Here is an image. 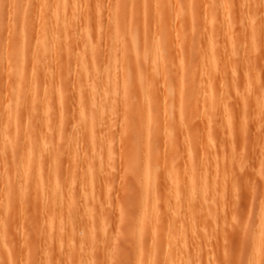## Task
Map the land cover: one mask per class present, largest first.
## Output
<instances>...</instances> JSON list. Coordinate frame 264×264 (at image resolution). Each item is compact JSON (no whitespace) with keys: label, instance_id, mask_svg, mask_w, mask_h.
Instances as JSON below:
<instances>
[{"label":"rangeland","instance_id":"rangeland-1","mask_svg":"<svg viewBox=\"0 0 264 264\" xmlns=\"http://www.w3.org/2000/svg\"><path fill=\"white\" fill-rule=\"evenodd\" d=\"M2 127L0 264H264V0H0Z\"/></svg>","mask_w":264,"mask_h":264},{"label":"bare ground","instance_id":"bare-ground-1","mask_svg":"<svg viewBox=\"0 0 264 264\" xmlns=\"http://www.w3.org/2000/svg\"><path fill=\"white\" fill-rule=\"evenodd\" d=\"M55 2H56V1H55ZM219 2H220V1H219ZM44 3H45V2H44ZM48 3H49V2H48ZM65 3H66V2H65ZM215 3H216V2H215ZM247 3H248V2H247ZM40 4H41V3H40ZM45 4H46V3H45ZM165 4H166V0H165ZM50 5H51V4H50ZM162 5H163V4H162ZM223 5H224V4H223ZM64 8H65V7H64ZM225 8H226V7H225ZM57 9H58V8H57ZM154 9H156V8H154ZM225 10H226V9H225ZM241 10H242V9H241ZM44 11H45V10H44ZM63 11H64V10H63ZM45 12H46V11H45ZM50 12H51V11H50ZM212 16H213V15H212ZM215 17H216V19H217V16H215ZM237 17H238V16H237ZM35 18H36V17H35ZM210 18H212V17L210 16ZM48 19H49V18H48ZM191 19H192V18H191ZM213 19H214V18H213ZM225 19H226V18H225ZM82 20H83V19H82ZM214 20H215V19H214ZM54 21H55V20H54ZM57 21H58V20H57ZM61 21H62V20H61ZM229 21H230V19H229ZM50 22L52 23V21H50ZM50 22H49V23H50ZM55 22H56V21H55ZM165 22H166V21H165ZM215 22H216V21H215ZM222 22H223V21H222ZM232 22H233V21H232ZM234 22H235V21H234ZM41 23H42V22H41ZM51 23H50V24H51ZM53 23H54V22H53ZM57 23H58V22H57ZM225 23H226V22H225ZM43 24L45 25V22H44ZM43 24H42V25H43ZM50 24H49V27H50ZM55 24H56V23H55ZM58 24H59L58 26H60V22H59ZM192 24H193V23H192ZM38 25H40V24H38ZM46 25H47V26H43V31H45V30L47 31L48 23H47ZM51 25H52V24H51ZM53 25H54V24H53ZM216 25H217V24H216ZM33 26H34V25H33ZM33 26H32V27H33ZM154 26H155V25H154ZM220 26H221V25H220ZM21 27H22V26H21ZM35 27H36V26H35ZM40 27H41V26H40ZM54 27H55V25H54ZM56 27H57V26H56ZM56 27H55V28H56ZM36 28L38 29V27H36ZM41 28H42V27H41ZM41 28H39L40 30H39V29H38V30H39V31H42ZM58 28H60V30H61L62 26H61V27H58ZM216 28H217V27H216ZM216 28H215V29H216ZM225 28H227V27H225ZM37 29H36V30H37ZM220 29H221V28H220ZM38 30H37V31H38ZM49 30H51V28H50ZM54 30H55V29H54ZM54 30H53V31H54ZM56 30H57V29H56ZM60 30H59V31H60ZM59 31L57 30L58 33H59ZM47 32H48V31H47ZM51 32H52V31H50V33H51ZM216 32H217V31H216ZM22 33H23V32H22ZM33 33H34V32H33ZM210 33H211V32H210ZM43 34H44V33H43ZM54 34H55V33H54ZM48 35H49V34H48ZM50 35H52V34H50ZM56 35H57V34H55V36H56ZM51 38H52V37H51ZM54 38H55V37H54ZM115 38H116V37H115ZM48 39H49V38H48ZM124 39H125V38H124ZM241 39H242V38H241ZM42 41H43V40H42ZM139 41H140V40H139ZM48 42H49V41H48ZM70 42H71V41H70ZM70 42H69V43H70ZM50 43H51V42H50ZM71 43H72V42H71ZM127 43H128V41H127ZM145 43H146V41H145ZM31 44H32V43H31ZM37 45H38V44H37ZM41 45L43 46V44H41ZM45 45H46V44H45ZM47 45H48V44H47ZM47 45H46L47 48H45L44 46H43L44 48L42 47V48H43V49H42V52H45V53L47 52V49H48V47H49V46H47ZM50 45H51V44H50ZM127 45H128V44H127ZM130 46H131V45H129L128 47H130ZM157 46H158V45H157ZM155 47H156V46H155ZM144 48H145V47H144ZM157 48H158V47H157ZM139 49H140V48H139ZM139 49H138V50H139ZM151 49H152V48H151ZM43 50H44V51H43ZM155 50H156V49H155ZM49 51H50V50H49ZM49 51H48V52H49ZM129 51H130V50H129ZM132 51H133V50H132ZM146 51H147V50H146ZM45 53H44V54H45ZM77 53H78V52H77ZM128 53H129V52H128ZM128 53H127V54H128ZM155 53H156V52H155ZM52 54H53V53H52ZM217 54H218V53H217ZM46 55H48V54H46ZM157 55H158V54H157ZM152 56H153V54H152ZM44 57L46 58L47 56L44 55ZM113 57H114V56H113ZM130 57H131V55H130ZM137 57H138V56H137ZM155 57H156V56H155ZM158 57H159V55H158ZM158 57H157V58H158ZM110 58H111V57H110ZM43 60H45V59L43 58L42 61H43ZM155 60H156V59H155ZM163 60H164V59H163ZM212 60H213V59H212ZM40 61H41V59H40ZM158 61H159V60H158ZM43 62H44V61H43ZM139 62H140V61H139ZM160 62L162 63L163 61H160ZM218 62H219V61H218ZM40 64H41V63H40ZM134 64H135V61H134ZM155 64H156V63H155ZM94 65H95V64H94ZM156 65H157V64H156ZM156 65H155V67H157ZM163 65H165V62H164L163 64H161V66H163ZM217 65H218V63H217ZM134 66H135V65H134ZM203 66H204V65H203ZM114 67H115V66H114ZM153 67H154V61H153V63L151 64V68H152L151 71H152V70L155 71V67H154V68H153ZM138 68H139V67H138ZM115 69H116V68H115ZM156 69H157V68H156ZM153 71H152V72H153ZM113 72H114V71H113ZM76 73H77V71H76ZM76 73H75V74H76ZM87 73H88V72H87ZM78 74H80V72H79ZM92 75H93V74H92ZM114 75H115V73H114ZM152 75H153V73H152ZM15 76H16V74H15ZM107 77H108V76H107ZM147 77H148V76H147ZM154 77H155V76H154ZM14 78H15V77H14ZM134 78H135V77H134ZM145 78H146V77H145ZM145 78H144V80H145ZM16 79H17V78H16ZM72 79H73V78H72ZM89 79H90V78L88 77L87 80H89ZM115 79H116V78H115ZM151 79H152V78H151ZM109 80H110V79H109ZM109 80L107 79V82H109ZM14 81H15V80H14ZM17 81H18V80H17ZM17 81H15V83H16ZM79 82H80V81H79ZM105 82H106V81H105ZM107 82H106L107 85H105V86H107V87L109 88V90H108V88H106V87L103 85L104 88H106V89L103 90V93L106 92V90H108V92L110 93L111 90H112V89H111V86H112V85L110 84V82H109V85H108ZM147 82H148V81H147ZM15 83H13V84L16 86V85L18 84V82H17V84H15ZM20 83H21V82H20ZM31 83H32V82H31ZM77 83H78V82H77ZM82 83H83V82H82ZM101 83H102V82H101ZM124 83H125V82H124ZM149 83H150V82H149ZM151 83L154 85L153 82H151ZM151 83H150L149 85H151L150 87H152V88H151V89H148V88H150V87H148V88H146V90H144V91H147V89H148V90L151 92V90L154 89ZM92 85H93V84H92ZM32 86H33V84L31 85V87H32ZM35 86H36V85H35ZM35 86H34V87H35ZM77 86H79V85L77 84ZM77 86H76V89H75L74 91H75V93H76V99H77V101H78L77 103H78V106H79V108H80V109H79V108H78V109L81 110V108H82L83 105H84L83 100L85 101V99H86V98H84V97L87 96V93L84 91V92L86 93V95H84V94H83V91H82V90H84V89L81 90V88H83V87L81 86V88H78V90H77ZM109 86H110V87H109ZM147 86H148V85H146V87H147ZM20 87H22V86H20ZM29 87H30V86H29ZM79 87H80V86H79ZM99 87H100V86H99ZM114 87H115V86H114ZM154 87H155V86H154ZM97 88H98V87H97ZM33 89H34V88H33ZM35 89H37V87H36ZM35 89H34V90H35ZM85 89H86V88H85ZM30 90H32V89H30ZM76 90H77V92H76ZM19 91H21V90H19ZM115 91H116V90H115ZM35 92H36V91H35ZM50 92H53V89H52V91L50 90ZM152 92H154V91H152ZM152 92H151L150 96L152 95ZM33 93H34V92H33ZM143 93H144V92H143ZM146 93H148V91L145 92V96H146ZM154 93H155V92H154ZM154 93H153L152 97H154ZM36 94H37V92H36ZM36 94H35V95H36ZM112 94H113V92H112ZM29 95H30V94H29ZM53 95H54V94H53ZM113 95H114V94H113ZM113 95H112V96H113ZM42 96H43V95H42ZM54 96H55V95H54ZM54 96H53V97H54ZM107 96H108V95H107ZM87 97H89V96H87ZM44 98H45V99H44ZM44 98H43V99H44V100H43V103L45 102V104H46V101L48 102V100H46V98H48V97H44ZM116 98H117V97H116ZM45 100H46V101H45ZM52 100H53V98H52ZM86 101H89L90 104L93 105V96H92V98H91V97L87 98ZM86 101H85V102H86ZM96 101H97V100H96ZM153 101H154V100H153ZM153 101H152V102H153ZM103 102H104V101H103ZM107 103H108V102H107ZM17 106H18V105H17ZM40 106H41V105H40ZM113 107H114V106H113ZM113 107H112V108H113ZM15 109H16V107H15ZM82 109H83V108H82ZM170 110H171V109H170ZM82 111H83V110H81V112H82ZM101 111H102V110H101ZM85 113H86V112H85ZM167 113H168V112H167ZM172 113H173V112H172ZM16 114H17V113H16ZM82 114H84V112H82ZM84 115H85V114H84ZM84 115H82V117H83V119H82L83 126H85L87 129H91L90 139L93 140V133H94V132H93V119H92L91 117H90V119H89L87 116L85 117ZM97 115H98V114H97ZM166 116H167V115H166ZM107 117H108V116H107ZM168 117H170V116H168ZM172 117H173V116H172ZM14 118H15V117H14ZM86 118H88V119H86ZM170 118H171V117H170ZM18 119H19V118H18ZM82 122H80V124H82ZM166 122H167V121H166ZM78 123H79V122H78ZM16 126H17V125H16ZM94 126H95V125H94ZM73 127H74V126H73ZM102 127H103V125H102ZM141 128H142V127H141ZM16 129H17V128H16ZM140 130H141V129H140ZM1 131H2V132H1ZM83 131H84V130H83ZM0 132H1V133H0V140L2 139L1 142L6 143L7 141L5 142V139H6V140L8 139V141H9L8 134H7V132H6L5 130H3V127H2V130H0ZM24 133H25V132H24ZM85 133H86V131H85ZM182 133H183V132H182ZM32 136H33V135H32ZM86 136H87V135H86ZM25 137L28 138V135L25 136ZM30 137H31V133H30ZM35 138H36V137H35ZM25 139H26V138H25ZM30 139H31V138H30ZM36 139H37V138H36ZM31 140H32V139H31ZM31 140H30V142H31ZM145 140H146V139H145ZM184 140H185V139H184ZM33 141H34V140H33ZM35 141H36V140H35ZM170 141H171V140H170ZM26 142H27V139H26L25 143H26ZM45 142H46V141H45ZM7 143H8V142H7ZM31 143H32V142H31ZM35 143H36V142H35ZM185 143H186V142H185ZM27 145H28V142H27ZM29 145H30V144H29ZM94 145H95V144H94ZM187 145H188V144H187ZM11 146H12V145H11ZM23 146H24V145H23ZM31 146H32V145H31ZM12 147H13V146H12ZM180 148H181V147H180ZM182 148H183V147H182ZM29 149H31V148L29 147ZM29 149H28V147H26V144H25V148L22 149V152H21V156H22V157L19 158V159H21V162H18V164L20 163L19 165L17 164V165L19 166V168H17L18 170L16 169V170L18 171L19 174H20L21 172H23V171L25 172V170L28 169V168H30V166H31L32 164H34L35 162H36L35 164H37L38 159L36 158V160H35L34 162L32 161V160H34V159L31 158V157H32V154H31L30 152H32V150H29ZM42 150H43V149H42ZM51 150H52V149H51ZM11 151H12V150H11ZM95 151H96V150H95ZM93 152H94V151H93ZM32 153H33V152H32ZM33 154H34V153H33ZM179 154H180V153H179ZM186 154H187V153H186ZM76 155H77V154H76ZM82 155H83V154H82ZM34 156H35V155H34ZM183 156L185 157V155H183ZM33 158H35V157H33ZM136 158H137V157H136ZM149 158H150V157H149V155H148V157L145 158V162H148V160L152 159V158H150V159H149ZM185 158H186V157H185ZM39 162H40V161H39ZM39 162H38V163H39ZM186 163H187V162H186ZM35 164H34L33 168L30 169L27 173H25V174L22 173V174L20 175V177H23V178L25 179V182H26V183H30V181L32 180V178H31V174H32L34 168H36V171L42 169V166H41L42 163H41V165H40V164H37L36 166H35ZM43 169H44V168H43ZM151 169H152V168H151ZM11 171H12V169H11ZM17 171H16V173H17ZM155 171H156V169H155ZM179 171H180V170H179ZM14 172H15V171H14ZM14 172H13V173H14ZM174 173H175V172H174ZM150 174H151V173H150ZM172 174H173V173H172ZM14 175H15V174H14ZM152 175H153V174H152ZM181 177H182V176H181ZM177 178H178V176H177ZM201 181H202V180H201ZM161 183H162V182H161ZM25 185H26V184H25ZM207 186H208V185H207ZM9 187H10V186H9ZM53 187H54V186H53ZM57 187H58V186H57ZM172 187H173V186H171V188H172ZM20 188H21V187H20ZM197 188H198V187H197ZM173 189H174V188H173ZM12 190H13V192H12L9 196H6V203H7L6 205H7V207H5V209L7 208V209H6V212H7V210H8V213H9L8 206L11 207V206L9 205V204H11V198H13V200H15V199H16L15 197H17L16 195H17V193L19 192V191H18L19 189L16 188L15 186L13 187ZM20 190H21V189H20ZM9 191H10V190H9ZM15 191H17V193H16ZM25 191H26V190H25ZM57 191H58V190H57ZM168 191H169V190H168ZM15 193H16V194H15ZM22 194H23V193H22ZM7 195H8V194H7ZM13 200H12V201H13ZM14 202H15V201H14ZM15 204H16V203H15ZM6 205H5V206H6ZM10 210H11V208H10ZM10 212H11V211H10ZM3 213H4V212H3ZM142 215H143V214H142ZM1 219H2V217H1ZM1 219H0V226H1V224H3V222H7V221H5V220L2 222ZM4 219H5V218H4ZM63 220H64V219H63ZM142 221H143V220H142ZM142 221H141V222H142ZM61 222H62V221H61ZM4 224H7V223H4ZM4 224H3V225H4ZM65 226H66V225H65ZM87 228H88V227H87ZM67 230H68V229H67ZM74 230H75V229H74ZM64 232H65V231H64ZM2 235H3V226H2ZM4 235H5V234H4ZM83 235H84V234H83ZM2 237H3V236H2ZM71 238H72V237H71ZM81 241H82V240H81ZM186 245H187V244H186ZM181 251H182V250H181ZM3 253H4V252H3ZM4 254H5V253H4ZM5 255L7 256L8 253L5 254ZM86 262H87V261H86ZM88 264H89V263H88Z\"/></svg>","mask_w":264,"mask_h":264}]
</instances>
